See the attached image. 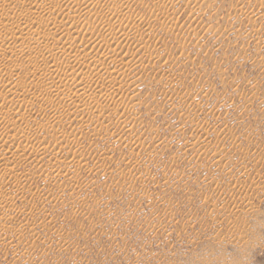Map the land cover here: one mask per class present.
I'll list each match as a JSON object with an SVG mask.
<instances>
[{"label": "rangeland", "instance_id": "rangeland-1", "mask_svg": "<svg viewBox=\"0 0 264 264\" xmlns=\"http://www.w3.org/2000/svg\"><path fill=\"white\" fill-rule=\"evenodd\" d=\"M44 1L0 0V264H264V0ZM92 36L77 101L36 67Z\"/></svg>", "mask_w": 264, "mask_h": 264}, {"label": "bare ground", "instance_id": "bare-ground-1", "mask_svg": "<svg viewBox=\"0 0 264 264\" xmlns=\"http://www.w3.org/2000/svg\"><path fill=\"white\" fill-rule=\"evenodd\" d=\"M44 1V0H43ZM69 1V0H68ZM73 1H79V0H72L71 2L73 3ZM91 1L92 0H82V2H83V4H87L88 6H89V4L91 3ZM126 1H129V0H116V4L117 5H119V8L121 9V7H123V5H124V3L126 2ZM47 2V1H46ZM71 2H70V4H71ZM112 2V1H111ZM74 4H75V2H74ZM74 4H72V5H74ZM77 4V3H76ZM80 4V3H79ZM82 4V5H83ZM115 4V5H116ZM44 5H47V3L45 4V1H44ZM49 5V4H48ZM48 5H47V7H48ZM91 5V4H90ZM111 5H112V3H111ZM77 6V5H76ZM113 6H114V3H113ZM84 7V6H83ZM87 7V6H86ZM112 7V6H111ZM115 7V6H114ZM117 8V7H116ZM45 9V8H44ZM48 9V8H47ZM84 9H86V8H84ZM90 9V8H89ZM112 9H114V8H112ZM118 9V8H117ZM117 9H114L113 11H114V15H116V10ZM46 10V9H45ZM78 10H80V9H78ZM83 10V9H82ZM88 10V9H87ZM27 12H28V10H26ZM48 11V10H47ZM86 11V10H85ZM108 11V10H107ZM24 13L25 15H17V16H19L18 17V19L20 18V20L21 19H24V18H26V20L29 18L28 17V15L30 14L29 12L28 13ZM76 12H78V11H75V13ZM81 12L82 11H80V12H78L79 14H81ZM112 12V11H111ZM119 12V11H118ZM117 12V13H118ZM74 13V12H73ZM77 13V14H78ZM82 13H84V12H82ZM91 13V12H90ZM94 13V12H93ZM105 13V12H104ZM109 14H110V12H108ZM85 14V13H84ZM96 14V13H95ZM111 14H113V13H111ZM90 15V14H89ZM89 15H87V16H89ZM107 15V14H106ZM113 15V16H114ZM123 15V14H122ZM0 16H1V14H0ZM5 16V15H4ZM16 16V17H17ZM82 16V15H81ZM100 16V15H99ZM108 16V15H107ZM2 17V16H1ZM0 17V19L1 20H3L4 21V17H3V19ZM6 17H8L7 15H6ZM5 17V19H7ZM23 17V18H22ZM77 17V16H76ZM112 17V16H111ZM116 17H118L117 15H116ZM15 18V17H14ZM32 18H33V16H32ZM31 18V19H32ZM84 18V17H83ZM96 18H98V15H97V17ZM110 18V17H109ZM114 18V17H113ZM67 19H71V17L69 16V17H67ZM78 19V18H77ZM117 19V18H116ZM0 20V21H1ZM10 20V19H9ZM12 20V19H11ZM82 20V19H81ZM2 21V22H3ZM13 21H15V19L13 20ZM13 21H12V23H13ZM19 21V20H18ZM77 21V20H76ZM5 22H6V20H5ZM9 21L7 20V23H8ZM69 22H73V21H69ZM15 23H17V19H16V22ZM18 23H20V22H18ZM74 23H75V21H74ZM1 24V23H0ZM10 24V23H9ZM8 24V25H9ZM109 24V23H108ZM4 25V24H3ZM2 25V26H3ZM12 25H14V24H12ZM25 25H27V24H25ZM24 25V26H25ZM107 25V24H106ZM1 26V27H2ZM17 26H18V24H17ZM21 26H22V24H21ZM102 26H104V25H102ZM11 27V26H10ZM15 27V26H14ZM16 28H18V27H16ZM107 28V27H106ZM109 28V27H108ZM12 29H13V27H12ZM28 29V28H27ZM76 29V28H75ZM103 29V28H102ZM14 30V29H13ZM106 30V29H105ZM104 30V31H105ZM67 31V30H66ZM72 31V30H71ZM101 31V30H100ZM103 31V30H102ZM119 31V30H118ZM121 31V30H120ZM63 32V31H62ZM65 32V31H64ZM74 32L75 31H73V34H74ZM78 32V31H77ZM84 32H85V30H84ZM109 32V31H108ZM124 32V31H123ZM120 33V32H119ZM118 33V34H119ZM122 33V32H121ZM121 33H120V37H122L121 38V40L123 39V35H124V33H122L123 35L121 36ZM53 34H55L56 35V33H53ZM76 34H78V33H76ZM93 34V33H92ZM99 34V33H98ZM86 35H87V33H86ZM114 35H116V33H114ZM57 36V35H56ZM107 36V35H106ZM125 36H126V33H125ZM71 37V33H69V31L68 32H66L65 34L63 33V34H61V37L60 38H70ZM77 37V36H76ZM83 37V36H82ZM86 37V36H85ZM117 37V36H116ZM16 38V37H15ZM95 38V36H92V37H90L89 39H87V40H80L81 42H79V44H80V47H77V46H74V47H69V46H67V47H69V48H67V49H59V48H57V51H55V52H52L51 50H49L48 52L50 53V57H52L54 60H58V57L60 56H63V57H66L69 61H70V63H69V61L67 62V61H65L64 63V65H63V62H61L60 64H59V66L57 65V63L56 62H54V65L52 66V68L53 69H44L43 67H41V66H37L36 68H38L37 70H39V71H43V77L45 78V76H47V77H49V76H54L55 75V73L56 72H58V69L61 71V73L63 74V75H65V74H67V77H69V76H71L72 74H74L75 73V71L76 70H78L79 68L81 69L82 67V69H84V68H90V67H93V68H98V67H102L103 69L102 70H107L108 69V67L109 66H113L116 70L117 69H120V67H124V66H126L127 65V63H126V58L124 57V56H121L119 59H117L118 58V56H117V54H115V55H112L113 54V52L111 53V56L110 55H107L109 52H111V50H109L108 48L110 47V42L108 41V39H110V38H106V40H104V39H101V41L100 40H95L94 39ZM100 38H101V36H100ZM112 38V37H111ZM118 38V37H117ZM126 38V37H125ZM22 39V38H21ZM115 39V41H117L116 40V38H114ZM119 39V38H118ZM24 40V39H23ZM111 40V39H110ZM120 40V39H119ZM127 40V39H126ZM126 40H125V42H126ZM17 41V40H16ZM60 41V39H58L57 41H55L56 43H58ZM113 41V40H112ZM114 41V42H115ZM9 42V41H8ZM123 42H124V39H123ZM122 42V43H123ZM17 43V42H16ZM16 43L14 42L13 43V45L15 44L16 45ZM76 44V43H75ZM114 44V43H113ZM13 45H11V43H10V45L9 46H12L13 47ZM14 45V46H15ZM74 45V44H73ZM90 45H92V46H94V48L95 47H98V49H100V48H105L104 50H106V49H108L109 51L107 52V54H102L101 53V55H99V54H94V53H92L91 51L89 52V54L88 53H84V55H83V52L84 51H86V50H82V49H85L86 47H88V46H90ZM112 45V44H111ZM116 45V44H115ZM118 45H119V41H118ZM100 46V47H99ZM12 47H10V48H8V51H7V47H4L3 49H5V50H3L1 47V49H0V53L2 54V56L3 55H6V53H7V55L8 54H14V51L12 50ZM17 47V46H16ZM113 47V46H112ZM15 48V47H14ZM21 48H23L24 49V47H21ZM77 48V51L79 52L80 50H82L83 52H81L82 53V56H77V55H75L74 53H75V50L74 51H72L73 49H76ZM18 48H16V50H17ZM23 49H19V50H23ZM97 49V48H96ZM15 50V51H16ZM7 51V52H6ZM25 51V50H24ZM24 51H19L20 53H18V51H16V53H18V54H23L24 53ZM98 51V50H97ZM107 51V50H106ZM72 52H74L73 54L74 55H72V56H70L71 54L70 53H72ZM93 52H95V51H93ZM96 53V52H95ZM110 54V53H109ZM24 55V54H23ZM3 57H5V56H3ZM63 57H61V58H63ZM97 57V58H96ZM115 57H116V59L117 60H115ZM127 57V56H126ZM1 58V57H0ZM132 62V61H131ZM108 63H111V64H108ZM35 65H37V64H35ZM34 63L32 64V65H30L31 66V68L34 70ZM129 65V64H128ZM125 68V67H124ZM123 68V69H124ZM79 69V74H80V72H81V70ZM100 69V68H99ZM122 69V70H123ZM90 70V69H89ZM113 70V69H112ZM128 70V69H127ZM1 72V71H0ZM82 72H84V71H82ZM92 72V71H91ZM93 72H94V70H93ZM108 72V71H107ZM114 72H115V70H114ZM97 73V72H96ZM122 73V72H121ZM83 74V73H82ZM105 74V73H104ZM107 74V76L106 77H108V73H106ZM105 74V75H106ZM56 75H57V73H56ZM55 75V76H56ZM73 76V75H72ZM78 76V75H77ZM82 76V75H81ZM96 76H98V75H96ZM102 76H104V75H102ZM109 78L110 79H108V80H111V81H114L113 80V78H111L112 76H113V74H112V76L110 75V73H109ZM117 76V75H116ZM51 77V78H52ZM66 77V76H65ZM86 77V76H85ZM54 78V77H53ZM73 79H72V82H71V90L72 91H70V92H73L74 94H75V96L78 98V100L77 101H79V99L82 97L83 98V96H89V91L90 90H94V92L96 91L95 89H97L96 87L98 86V88H100V86H99V84L97 83V82H99V81H96V80H92V79H88V78H84L83 77V79L82 78H79V77H77L76 79H75V77L73 76L72 77ZM66 79V78H65ZM96 79V78H95ZM102 79V78H101ZM107 79V78H106ZM100 80V79H99ZM69 81H71V80H69ZM110 81V83L111 84H113V82H111ZM70 83V82H69ZM101 83V82H100ZM120 83V82H119ZM102 84V83H101ZM70 85V84H69ZM68 85V86H69ZM127 85V84H126ZM68 86H67V88H68ZM105 87V86H104ZM46 88H48V87H46ZM45 87L42 89V93H44V94H47V95H50V94H52L50 91H49V89H46ZM65 88H66V86H65ZM111 88V87H110ZM113 89V88H112ZM118 89V88H117ZM120 89H121V87H120ZM51 90V89H50ZM58 90V89H57ZM103 90V89H102ZM55 91V90H54ZM60 91V90H59ZM68 91V92H69ZM113 91V90H112ZM60 92H63V91H60ZM59 92V93H60ZM65 92V91H64ZM114 92V91H113ZM22 94L20 95V96H22L23 98L24 97H28V93H23V92H21ZM50 93V94H49ZM58 93V94H59ZM86 93H88L87 95H86ZM105 93V92H104ZM53 94H57V93H53ZM65 94V93H64ZM66 94H67V92H66ZM70 94V93H69ZM72 94V93H71ZM17 95V97H18V94H16ZM68 95V94H67ZM73 95V94H72ZM71 95V96H72ZM19 96V97H20ZM57 96H59V95H56V97ZM61 96H62V94H61ZM70 96V97H71ZM74 96V97H75ZM107 96V95H106ZM53 97V96H52ZM65 97H66V95H65ZM69 97V96H68ZM68 97H67V99H68ZM73 97V96H72ZM111 97V96H110ZM115 97V96H114ZM64 98V97H63ZM63 98H60V99H63ZM20 99V98H19ZM24 99H26V98H24ZM32 99H34V97H32ZM65 99V98H64ZM70 99V98H69ZM74 99V98H73ZM114 99V98H113ZM66 100V99H65ZM71 100V99H70ZM70 100H69V102L68 103H70ZM74 100H76V99H74ZM73 100V101H74ZM14 101V100H13ZM19 101V100H18ZM72 102V101H71ZM73 103V102H72ZM74 104V103H73ZM69 105H71V103L69 104ZM75 105V104H74ZM95 105V104H94ZM57 111V110H56ZM59 112V111H58ZM57 113V112H56ZM6 115H8V114H6ZM12 115V114H11ZM2 116V115H1ZM9 116V115H8ZM4 117V116H3ZM14 119V118H13ZM17 120V119H16ZM9 121V120H8ZM18 121V120H17ZM24 121V120H23ZM19 122V121H18ZM21 122V121H20ZM19 122V123H20ZM21 124V123H20Z\"/></svg>", "mask_w": 264, "mask_h": 264}]
</instances>
